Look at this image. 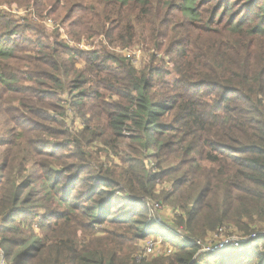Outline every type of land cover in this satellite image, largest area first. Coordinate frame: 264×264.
Listing matches in <instances>:
<instances>
[{
	"label": "trees",
	"instance_id": "16d2710c",
	"mask_svg": "<svg viewBox=\"0 0 264 264\" xmlns=\"http://www.w3.org/2000/svg\"><path fill=\"white\" fill-rule=\"evenodd\" d=\"M0 1L38 17L63 13L70 41L59 31L27 38L0 10V116L15 123L0 142V247L9 264H210L213 255L221 257L212 264H264V0H239L235 15L231 0ZM91 37L99 50L75 48ZM116 47L145 59L136 67L109 51ZM68 85L70 101L78 98L73 115L94 121L98 104L105 127L84 129L103 137L119 164L96 162L68 132L67 156L32 138L64 135ZM165 178L169 189L157 195ZM151 199L171 206L185 238L150 219ZM22 224L31 229L19 238ZM104 224L115 236L90 241L88 231ZM229 224L247 237L240 248L200 252L197 241ZM156 234L175 246L172 255L137 261L128 235Z\"/></svg>",
	"mask_w": 264,
	"mask_h": 264
},
{
	"label": "rangeland",
	"instance_id": "374dc122",
	"mask_svg": "<svg viewBox=\"0 0 264 264\" xmlns=\"http://www.w3.org/2000/svg\"><path fill=\"white\" fill-rule=\"evenodd\" d=\"M263 0H260V2H262ZM230 11H229V15H235L236 13H238V10L240 7H242L244 2L247 1H242V4L239 3V0H231L230 1ZM211 6V4L209 5ZM42 7H46V5H43ZM41 7V8H42ZM0 10H7L11 13V16H13V20H15L16 22H19V25H23L24 26L22 28H24V32L23 35L27 38H32V40H35L37 38V41L40 39L42 40V34H48L50 32H54L57 33L59 31L60 36L59 39L60 41L63 40V42H69V39L67 36H65V31L67 30V24L62 23V19H63V13H61L60 19L57 18L56 14H52L49 16L46 15H42L40 17L29 13V10H25L24 8H20L18 7V5H16L15 3H12L11 6H5L3 4L2 1H0ZM29 14V15H28ZM27 18H29L27 20ZM26 23H29V26H25ZM63 39H62V38ZM96 38L95 37H91L88 39H83V42L81 40V42H79L78 44H74L75 48H83L84 50H88V51H92V50H96V48L98 49V45L96 44ZM73 43V42H71ZM33 45V44H31ZM100 48V47H99ZM99 50V49H98ZM112 50V51H111ZM109 50L112 54L113 52L116 53L115 51L121 53L122 55H126V53L130 54L131 56V62L134 66L139 67L141 65V62L145 59V54L138 48H130V49H119V48H114ZM117 54V53H116ZM108 63H106L107 65H109L110 67H115L116 65H114L112 62L107 61ZM76 68L79 70V68H81V62H76ZM73 78V76H72ZM67 92L63 93V99L67 98V100L65 102H60V104L64 103L63 105L61 104V106L65 107V124L64 126L61 128L64 132V135L60 134L57 135V137H50V139H47L46 136L44 134H41L42 137H37L40 134L36 132L38 131H33L31 134L32 138L36 141H38L36 138H42L45 140H48L47 144L45 146H49L50 148L56 149L59 154H64V156L69 155L72 150H74V145L71 147V145L67 144L66 139L68 138V133L72 134V138H77L81 144V148H83V150L85 152H88L89 154H91V156L93 157V160H96V162H116L119 164V159L113 155L112 153V149H110V147H107L105 145H103L101 143V139L103 137L98 138L97 137V132H96V136L91 135L90 134V129L85 130V124H90L91 128L94 129L95 126H97L96 128H100L102 129L103 127H105V121L104 118L99 116V108H98V104H96V120L92 121V116L89 115V113L87 112L88 110V106L91 103V101H87V99H85V103L88 102L86 108L84 109V111H86L87 113L85 114H78L75 113L74 115L72 114L73 111L76 110V106H75V102H78V98H74V101H70L71 97V91L73 92V89H71L70 85L67 86ZM1 90V88H0ZM76 92V91H74ZM5 94V93H4ZM107 94V93H106ZM6 95V94H5ZM4 95V96H5ZM52 100V99H51ZM45 101V100H44ZM56 101L57 100H52V103H55L56 106ZM107 101H110V98H107ZM96 102H98L96 100ZM70 103H72L73 106H70ZM84 103V104H85ZM35 107V106H34ZM73 110V111H71ZM82 111V109H81ZM74 113V112H73ZM48 114L51 115L50 112H48ZM54 114L58 115V113H56L54 111ZM6 117L5 116H0V142L2 140H6L7 138H9V136H11V134H8V131H10V127L13 126L15 123H11L9 122L6 123L5 122ZM38 120V119H37ZM86 120L88 122H86ZM23 122V121H22ZM19 123L20 124H22ZM26 123H28V121H25ZM3 123V124H2ZM4 123L6 125H4ZM29 124V123H28ZM18 125V124H17ZM15 126V125H14ZM84 129V130H83ZM18 132L20 133V129L15 128L14 134H18ZM68 132V133H67ZM25 133V132H24ZM123 140H122V144L119 146V150H122L120 153V155H125V153H128L126 145L129 142V138L127 133L124 134ZM63 143H65V145H62ZM40 144V142L38 143ZM40 147L41 150H43V147ZM37 148H39V146H36ZM76 159H74L73 157H69V159H65L64 161H75ZM150 170H154L155 168L151 165ZM38 171V170H37ZM36 172V171H35ZM37 176V175H36ZM38 178V177H37ZM169 180H171L170 178H165L163 180L159 179L156 181V194L157 195H163L164 192H166L169 189ZM36 187H38L40 185V181L38 180L37 182H35ZM153 201L148 200V202L146 203V206L148 208L149 211V217L150 219L154 220L157 224V226L159 225V229L160 230H164V231H171V230H176V232L179 234V236L181 238H185L186 234L184 232H181L182 228L180 229V227L176 228L175 227V221L173 220V210L171 208V206L169 204H165V203H158V201H156L155 199H151ZM147 201V200H146ZM36 220V219H35ZM30 222V221H29ZM27 222V223H29ZM229 225L225 226V231L223 230L222 235H221V239H223V237H231L233 238V240L236 239V237H239V235H241V233H239L240 231H238L235 227H232ZM102 229H97V233H96V229L92 228L90 231V233L93 234V236L91 238H89L90 241L93 242H97L96 238H98L99 236H107V234H109L112 231H114L113 235L115 234V232L117 231L116 227L112 226V225H108V224H104V226H102ZM33 228V227H32ZM31 228L28 225L22 224L21 226V230L22 233L21 235H19V238H23L25 235L29 234V230ZM178 229V230H177ZM36 230V231H35ZM34 232H38V230L35 228ZM264 230V228H263ZM159 234H156L157 237H153L150 236L147 239L144 240H139V239H133L128 235V239H127V243L131 244L133 246H135L137 248V255H136V259L137 261H139L141 258H146L147 260H151L154 258H158L159 256L165 254V250L167 248H171V252L172 249L175 250V246L171 243V242H165L161 240V237L158 236ZM115 236V235H114ZM8 237V236H7ZM130 238V239H129ZM209 240H215L214 236L211 237V239ZM105 241V240H104ZM106 244L109 243L108 241H105ZM147 246H151V252L147 253L145 252V248H147ZM250 246V245H248ZM259 249H264V240L259 241V245H258ZM221 252H227V251H235L234 250V246L228 245L225 248H221L218 249ZM218 250H214L210 253H217L219 252ZM167 253V254H171ZM209 252V251H208ZM208 254V253H207ZM172 255V254H171ZM213 255V254H212ZM233 256V255H232ZM221 257V255H213V256H209L208 260L210 264H212L211 261L217 260ZM234 257V256H233ZM7 264H9V259H7L6 261Z\"/></svg>",
	"mask_w": 264,
	"mask_h": 264
},
{
	"label": "built area",
	"instance_id": "2783aa9c",
	"mask_svg": "<svg viewBox=\"0 0 264 264\" xmlns=\"http://www.w3.org/2000/svg\"><path fill=\"white\" fill-rule=\"evenodd\" d=\"M82 50H84L83 48H80ZM126 57L131 59L130 54L126 53L125 55ZM148 202V201H147ZM223 230L225 231V228H219L217 230L216 233H214L212 236H214L215 240H209L211 239L208 238L206 241H197L198 244H200V252H212L214 250H218L221 248H225L228 245L234 246V248H240L244 242L246 241L247 237H236L235 240H233V238L231 237H223V239H221V235ZM258 236V234H252L250 237H256ZM151 246H147V248H145V252L149 253L151 252ZM171 252V248H167L165 250V254L170 253ZM0 264H7L6 260L4 258V253H3V249L0 247Z\"/></svg>",
	"mask_w": 264,
	"mask_h": 264
}]
</instances>
